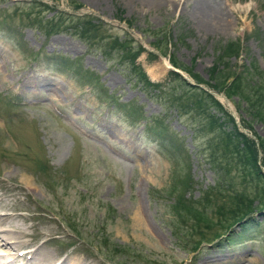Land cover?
<instances>
[{"label":"rangeland","instance_id":"1","mask_svg":"<svg viewBox=\"0 0 264 264\" xmlns=\"http://www.w3.org/2000/svg\"><path fill=\"white\" fill-rule=\"evenodd\" d=\"M74 1L78 8L70 0H0V212L7 213L0 215V227L23 229L27 235L18 248L34 244L56 260L264 264V209L257 210L264 196L252 180L243 181L248 173L241 164L229 167L228 185L225 169H218L225 160L212 165L205 157L224 148L225 134L211 129L203 115L222 113L207 105L202 112L192 104L180 107L194 87L168 71L173 53L208 81L219 47L233 41L240 49L224 59L227 68L218 65L217 74L253 73L250 81L264 75V0H208L224 25L207 29L197 12L204 0ZM41 2L48 8L33 6ZM59 11L98 25L79 30L65 17V27L46 33L43 23L33 22ZM155 38L164 40L166 54L151 45ZM114 39L142 47L135 65L121 56ZM136 65L159 85L136 79ZM220 90L215 98L254 141L264 173V149L257 145L263 122L249 120L243 101ZM185 174L187 187L181 185ZM236 189L243 202L252 199V218L230 229L213 223L226 216L214 211L217 202H228ZM179 195L186 207L201 198L206 218L178 223L189 210L176 205ZM196 227L201 231L189 235ZM197 234L212 239L195 251L190 243L199 240Z\"/></svg>","mask_w":264,"mask_h":264},{"label":"trees","instance_id":"2","mask_svg":"<svg viewBox=\"0 0 264 264\" xmlns=\"http://www.w3.org/2000/svg\"><path fill=\"white\" fill-rule=\"evenodd\" d=\"M70 1L74 2V7L76 8L79 7L80 3L78 4L74 0H70ZM38 5L40 7H44L45 9L48 8V5L43 4L42 2L37 3L33 6L37 7ZM62 13L63 11L55 12V14L53 13V15L51 17H48V19L38 18V20H33V22L34 24H38V22L43 23L46 33L49 32L50 30L60 31V29L65 27V24H62L63 19L65 17L68 18L69 20L74 19L76 23H79V27H78L79 30L83 29V27H87V30L91 32V29L94 26L98 25L96 22L90 21L89 17L87 16L78 18L76 14L70 13L71 16H68L67 14V16L62 17ZM80 22L83 24V26H81ZM154 40L155 41L151 43L154 49L155 48L158 49L163 55L166 54L165 47H162L165 44L163 43L164 40L160 41V39L158 38H155ZM113 41L116 43V46L120 48L122 54L121 56L125 57V60L130 62L132 65L133 64L135 65L134 63L135 57L136 55L139 54V51H142V47L138 45L133 48L131 44L125 39H123L122 41L119 39L118 40L114 39ZM239 49H240L239 44L233 41H230L226 46L223 45L219 47V51L216 55V62H215L216 65L215 64L211 65L208 70L209 71L208 81L213 80V82L209 83L206 80L203 81L206 82V86L209 87V89H212L214 91L217 90V92L221 91L220 89H224L226 91L225 94L227 96H229L231 93L235 94L240 101H243L244 105L242 106V110H245L246 114L249 115L248 116L249 120H251V118L253 117H257L264 124V75L259 74L256 77L255 81H250L252 80V78L256 76V75L254 76L253 73L251 74H248L247 72L237 73L234 71L227 77L226 76L220 77L221 74L220 75L217 74L218 72L216 68L218 67V65L220 64L221 66H226V62H224V59L225 58L227 59L230 55L235 54L237 51H239ZM149 54H151L152 56L155 55V53H153L152 51H149ZM168 60L172 63L173 67L175 68L178 67L183 71L190 72L189 74L193 77V79L197 83L203 82L200 78L195 76V73H192L191 70H189V67H186L183 62H181L180 60H176L173 56V53L168 54ZM136 67L133 68V73L137 75L136 79L142 80L143 83L145 84L147 83L153 85L154 88L157 87V85H159L158 82L152 83V81H150L147 78L146 76L147 74L145 75V73L142 72V70L137 65ZM169 71L171 73H174L175 77L177 78L179 77L181 81H184L187 84L188 89L194 87V89L196 90L195 91L194 89L191 88L192 92H189V94L186 96L188 102L186 103L180 100L179 101L180 107L190 106V104H192V106L193 107L195 106L198 112H202L206 109V105H207L209 108L213 107L215 110L217 108V110L222 113L219 116L216 114H207V113L206 114L204 113L203 115L204 119L209 123V127H211V129L215 125L216 127H218V131L222 135L223 133L225 134L223 138L224 148L219 150L220 152L218 151V149L213 150L212 152H207V155H205V157L210 160L211 164L212 163L214 164L217 158H220L223 161L225 160L224 166L219 165L220 167L218 168L219 170L225 169V171L223 172V174L225 175L224 179L228 177L227 173L229 167L235 168L238 164H241V167L243 169L242 172L248 173L247 176L242 177L243 181L245 183L246 182L248 183L249 180H252L256 185V189L259 186L258 193L264 196V184H257L258 179L262 180L264 183V173L261 171L258 162H256L257 151L255 149L256 147L254 146L255 145L254 141L250 140V138L246 136L245 132L239 130V128L236 125V122L229 115L228 111L222 108V106L220 105L221 103L217 101V99L214 97L212 92H208L206 91V89L200 86L198 87L195 84L188 83L187 81L184 80L183 77L179 75V73H176L173 70H169ZM180 95L181 93H179V96ZM178 97L177 98L172 97L173 102H177L179 99ZM220 118L221 120H219ZM228 122L229 124H231L230 125L231 130L224 128V126H226L225 124H227ZM161 125L164 126L163 123ZM257 141H258L257 145H259L261 149H264V138L261 139V137H259ZM187 175L188 174H185L186 179H184V182L181 183L182 186L184 185L187 187V185L189 184L188 182L190 176ZM222 178L223 177H221L220 175L218 180L222 181ZM227 184H228V180H227ZM182 190L183 188H180L179 191L181 192ZM230 192L232 198H230L229 201L226 203H224V201L217 202L218 204L216 205V209L214 210L222 215H226L227 217L222 216L212 221L213 223H218L220 226H224L228 229L232 227L231 226L232 224L238 223V221H240L243 218H246L245 219V223H246V220L252 218L251 213L253 212L252 210H254L251 204L252 199L249 200L247 199L243 202L241 198L242 197L245 198V196L242 193H240V190L236 189ZM183 200L184 198L182 197V195H179L176 201V205L180 203V205L185 206L182 204ZM201 200H202L201 198L196 199V201L198 202L196 207H193L195 205V201H192L191 203L189 202L190 205H187V207L185 206L186 208L189 209L188 211H186L188 212V215L187 216L184 215L181 218L179 217L180 222L178 223L184 225L186 222L190 221L189 219H193L194 220L193 223L195 224H198V222L201 220L203 221V217H205V213L206 210L208 209V206H206L205 202L203 204ZM258 202L261 205L258 207L257 210L260 211L264 209V199L259 198ZM210 208L211 210H213L211 206ZM245 229L247 228L245 227ZM196 231L200 232L201 229L196 227L193 229V231L189 232V235H191L193 232ZM176 232H178L177 228H175V233L173 232V234L176 235V237H178V234ZM218 234L219 233H214V236L218 237L221 233L219 235ZM197 235L199 236L198 237L199 240L193 243V245H191L190 243L191 246L190 249L195 251L197 245L200 242L202 241L205 242L207 241V239H212L211 236L206 238L204 235H200V234ZM116 248L119 249V247Z\"/></svg>","mask_w":264,"mask_h":264},{"label":"bare ground","instance_id":"3","mask_svg":"<svg viewBox=\"0 0 264 264\" xmlns=\"http://www.w3.org/2000/svg\"><path fill=\"white\" fill-rule=\"evenodd\" d=\"M202 3L203 4H198L197 6L199 7V9H197V12L201 14V17H203L204 20L200 22V24L204 27V29H207L209 27L216 28L217 25L221 24L220 21H223V18L219 16L220 14L218 13L217 8L212 6V4L208 0H204ZM222 25H224V23L219 26ZM5 215L7 214L5 213ZM26 235L27 233L23 229H19L18 227H14L12 229H4L0 227V264H89L82 259H77V257H71V259L67 260V257L64 256L56 260V257L53 254H49L45 251V249L43 250V248L41 249L40 247L36 246H32V248H30L25 253L18 255L19 258L25 260L24 255L29 252V263H20L17 259V262H11L13 258L7 257V255L10 252L15 253V251L19 249L18 246L23 245V243L19 240L22 236L24 237Z\"/></svg>","mask_w":264,"mask_h":264},{"label":"water","instance_id":"4","mask_svg":"<svg viewBox=\"0 0 264 264\" xmlns=\"http://www.w3.org/2000/svg\"><path fill=\"white\" fill-rule=\"evenodd\" d=\"M174 71H176V70H174Z\"/></svg>","mask_w":264,"mask_h":264}]
</instances>
